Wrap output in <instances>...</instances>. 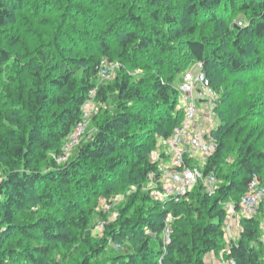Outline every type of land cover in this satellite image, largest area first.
<instances>
[{
  "label": "trees",
  "instance_id": "trees-1",
  "mask_svg": "<svg viewBox=\"0 0 264 264\" xmlns=\"http://www.w3.org/2000/svg\"><path fill=\"white\" fill-rule=\"evenodd\" d=\"M184 1L185 12L192 16H203L210 23L226 18L229 9L239 4L238 9L248 14V23L235 29L228 26L221 33L213 34V37L200 31L197 33L195 25H184L174 34L164 33L166 25L178 24L180 18L175 14L176 9L165 0H148L145 7L149 8V12L144 17L130 12L120 18L106 20L107 29L104 40H101L103 47L100 55L114 60L109 42L112 40V43H118L117 56L123 65L124 62H136L135 51L147 57L151 48H158V55L169 53L174 57L185 49L186 55L194 61L193 67L201 62L202 72L208 74L209 86L221 93L216 108L220 121L213 131L218 145L205 169L215 170L220 179V160L227 158L225 154L232 151L236 152L237 157L235 168L224 175L225 182L218 185L213 193L201 184L178 200L171 197L156 199L148 207L144 202L149 201L150 196H129V208L120 210L122 217L108 222L104 227V237L92 241L87 229L91 210L87 212L69 201L58 188L59 185L70 188L77 184L81 190L96 195L95 185L103 190L102 195H106L112 192V188L105 185L103 178L116 181L115 172L124 170L123 164L129 167L130 182L139 185L140 179L151 175L159 183L162 172L158 164L141 154L144 146L136 140L138 138L132 137L129 127L136 123H151L155 131L168 139L174 129L183 123L184 109H177L181 92L170 81L162 80L159 70H156L157 74L154 73L152 81L142 78L139 84L132 85L131 79L120 69L113 85H100L97 74L101 67V56L97 59L93 53L79 55L75 48L76 54H55V51L62 49L54 45L66 35L61 29L50 32L48 42H53L51 49L49 46L44 48L45 42L36 46L39 23L46 19L41 18L36 23L37 33L26 32L27 25H35V19L25 15L29 18L27 20L22 16L21 23L26 19L27 24L21 25L18 23L20 17L16 19L6 0H0V99L11 105L0 123V165L7 167V173L0 179V264H17L7 261L12 258L26 259L28 264H55L41 259V256L49 254L51 248L43 238L61 240L68 246L75 245L81 238L84 250L78 264H93V259L101 255L108 244L120 248V252L111 256L115 264H158L160 257H163V264H206V254L222 248L227 209L221 203L229 200L238 207L241 195L255 174L264 182L261 177L264 150H259L258 141L253 140L260 125L246 123L247 114L255 116L252 109L245 110L247 98L254 96L247 91V83L233 84V80L227 76L218 79L215 70L219 62L225 61L230 64L228 74L247 72V63L243 62L248 56V38L264 34V0ZM149 15L152 17L150 24L145 21ZM128 19L134 23L132 27H127L121 21ZM186 35L196 36L182 38ZM226 39L231 42L235 53L222 50ZM254 51L258 56V49ZM70 67L76 68L71 70ZM77 69L83 72L81 81H76L73 76ZM182 70L177 67L178 73H182ZM261 85L264 86V81ZM91 91L102 103L109 100L112 92H118L116 110H105L102 116L93 114L96 132L87 141L81 139L74 149L73 158L62 162L55 155L60 152L65 139L82 122L83 105ZM147 97L152 99V104L146 102ZM143 103L149 104V107L145 109ZM49 105L59 110L53 113V122L46 123L43 121L44 110ZM144 111L156 118L146 120L142 115ZM0 115L3 113L0 112ZM136 135L140 140L150 137L145 131L136 132ZM152 139L149 138L148 142ZM129 155L134 158L131 160L132 167L125 164ZM134 173L138 174L137 177L133 176ZM31 193L34 194L29 195ZM36 204L47 207L62 204L63 216L40 215ZM27 211L33 219L19 221L20 214ZM170 216L173 217L170 224L171 243L164 253L163 231ZM71 227L78 228L77 234L70 232ZM260 227V218L243 217L241 238L230 244L228 257L234 258L237 264H262V251L254 245L262 235ZM35 232L43 241H39ZM14 234L33 238L34 245L27 248L9 247Z\"/></svg>",
  "mask_w": 264,
  "mask_h": 264
},
{
  "label": "rangeland",
  "instance_id": "rangeland-1",
  "mask_svg": "<svg viewBox=\"0 0 264 264\" xmlns=\"http://www.w3.org/2000/svg\"><path fill=\"white\" fill-rule=\"evenodd\" d=\"M147 1L148 0H6L7 5L10 7L12 14L16 16V19L17 17H20L18 18V23H21V17H25V15L35 19V25H27L26 32L30 30L37 33L36 26H38V24L36 25V23L40 21L41 18L46 19L40 21V23L38 22L39 34L37 42L35 44L36 46L42 42H45L44 48H46V46H49V48L51 49V44H53V42H48L50 32L52 33L53 30L56 31L61 29L63 31L62 33H65L66 35L62 38L63 40L58 41L57 44L54 45H59L60 49H62L55 51V54H57L58 56H61V53H63V55H69V52H71L72 54H76L74 53L76 51L73 50L75 48V50L79 51V55L81 54L85 56L86 54L93 53L92 55L97 59L101 56L100 53L103 47L101 45V40H104V32L105 29H107L106 20H112L116 17L120 18L122 15H126L128 13L130 14V12L144 17L146 13L148 14L149 12V8L145 7L148 5ZM167 2L171 3L176 9L175 14L176 16H179L180 20L178 24H175L173 26L166 25L163 29L164 33L167 32L169 34H174L177 29L181 28L184 25H195L197 28V33L200 31L206 36L213 37V34L221 33L225 28H228V26L231 27V29H235L237 26H244L248 23V14L246 11L243 12L238 9L239 4L229 9L226 18L220 19L217 22L210 23L205 18H203V16H192L185 12L184 4H186V2L184 0H165V3ZM36 15L41 16L35 17ZM146 17L147 19L145 18V21L150 24L152 21V17L150 15ZM25 18L29 20L28 17ZM26 19L24 20V23H21V25L27 24ZM15 21L17 22V20ZM121 21L127 27L134 24L133 22L130 23L129 19L126 22H123V20ZM59 24L61 26H59ZM195 36L186 35L182 36V38H195ZM109 42L111 43L112 50L114 52V60L109 59L107 56H101V67L97 74V82L100 85H113L115 80L118 78L120 69L122 71H125L128 77L131 79L132 85L139 84V81L142 78H146L149 81H152L154 73L157 74V71L159 70L162 73V80H164L165 82L170 81L172 86L178 88L181 92V86L186 70L192 69L193 72L197 74V76L203 73L202 69H200L199 66L193 67L194 61L189 58L188 55H186L185 49L180 52V55L175 57L169 53H165V55L156 54L158 48H151V53L147 57L144 54L142 55V53L139 51H137L136 54L135 51L133 55L136 62L134 64L124 62L123 65L119 60L120 58H118L117 56V53L119 51L118 43H112V40ZM248 42V56H245L243 62L244 64L247 63V72H244V74L240 75L228 74L230 64L225 61L219 62L215 71H217L218 79H220L222 76H227L231 80H233V84L245 85L247 83V91L253 93L254 96H250L249 98H247L248 103L245 110L252 109V111H254L256 114L254 113L255 116L247 114L246 123L252 126L260 125L259 128L261 129H259L257 126V130L254 133L255 136L253 140L258 141L257 146L259 150H264V86L261 85L264 81V67L261 68L262 65L264 66V34H261V36L251 35L248 38ZM255 49H258V56L257 54H255ZM222 50L235 53L234 49L231 46V42L227 39L223 42ZM52 51H54V49ZM52 51L50 50L49 52ZM177 67L183 68L182 73H178ZM75 68L76 67H70L69 69L74 70ZM73 76L76 81H81L83 78V72L77 69L76 71H74ZM197 84L199 85V88L203 85L201 79ZM220 94L221 93L217 91V97L219 101L221 99ZM117 95L118 92H112L109 100L106 103H102L98 101L96 93H94V91H91L87 96V100L83 105V108L87 109L88 106H92V115L96 114L102 116L105 110L115 112V102L117 99ZM145 100L147 103L152 104V99L150 97H147ZM5 102L6 100H3L2 98L0 99V112L3 113V115H0V123L3 122L2 116L7 115L11 107L10 104H5ZM142 106H144L146 109V107H149V104L143 103ZM178 108L179 107L177 106V109ZM45 109L46 110H44L43 121L46 123L53 122V113L59 110V108L53 105H49L46 106ZM92 115L90 120L88 121L87 131L82 138L83 141H87L88 137L96 132L97 128L94 120L92 119ZM142 115L145 116L143 118H146V120L156 118L155 116H153V114H149V112L147 111H144ZM215 118L217 119L216 122L219 124L220 120L217 118V115L215 116ZM129 131L131 134H133L132 137L134 139L138 138L136 140H139L140 144L144 146V149L140 151L141 154L148 158L152 163L156 162L161 172L164 173L166 168L169 167V164L171 163V153L168 152L169 141L171 137H169L168 139L163 137L160 132L155 131L154 125L151 123L146 125L136 123L135 125L129 127ZM144 131L148 133V135L150 136H148L149 138L153 137L152 141L148 142L149 138L146 140H140V137L136 135V132ZM67 141L68 140L65 139V141L61 144L60 152L55 155L57 158L60 157L59 155L61 153H63L64 148L68 144ZM75 148L76 146H73L71 149L66 151L68 160L73 158ZM226 155H228L227 158L224 159L222 157L220 160V179L218 180V185H221L225 182L224 175L226 173H231L233 168H235L234 166L237 161L235 151H232V153H227L225 154V156ZM128 159L129 160L127 161L129 162L127 163L126 161L125 164L132 167L133 162L131 160H133L134 158H131V156L129 155ZM202 162L203 161L201 160L200 166ZM261 166V177L264 181V163H262ZM123 167H125L124 170L121 169L120 171L115 172L117 178L116 181L103 178V182L105 183V185L112 188V192L106 195H102L101 192L103 190H100L99 187L95 185H93V187H95L94 189L95 191H97L96 195H94L93 192L87 193L86 191L81 190V188H79L77 184L70 188L61 185H59L58 187L61 191H63L67 199L69 201H72L73 204H76L81 209H85L87 212L91 210L90 213H88L89 227L87 229L90 230L89 232L92 241L100 240L104 237V227L108 222H114L118 218L122 217L120 216V210L122 208H129V196L133 195L136 197L143 194L150 196V200L144 202V205H147V207L154 204L152 200L159 199L160 197L159 195L162 190V183L155 182L153 176L148 175L147 178L140 179L141 183L139 185L134 184L130 182L131 180L128 176L130 175L129 167L124 166V164ZM6 173L7 167L4 164L2 166L0 165V179L3 178ZM103 174L104 173H102V175ZM137 175L138 174L136 173L133 174L134 177H137ZM47 184L53 186L52 183L47 182ZM33 194L34 193H31L29 195ZM230 204L231 201L229 200L221 203V205L226 209L229 208ZM36 205V210L40 212V215L44 214L46 216L49 215L55 217L63 216L64 210L63 207H61L62 204H58V206L55 207H47L43 204ZM28 219H33V216L30 215L28 211L26 213L22 212L20 214L19 221L27 222ZM260 230L262 231V235L260 236L259 241L254 243V245L262 251L261 262L262 264H264V222L261 223ZM70 232L75 235L78 232V228L71 227ZM83 234H85V232ZM35 235L36 237H39V241L42 240V237L38 232H35ZM241 235L242 232L238 233L236 238L232 241H230L229 237H226L228 240L224 238L225 240L223 241L224 245L222 246V248L206 254L207 257H210V253L213 255V257L208 261L207 264H220L223 262V260L229 258L228 253L231 249V242H238V240L241 238ZM43 240L46 241V243L51 247L49 249L48 255H45L44 257L41 256V259L44 262L51 261L55 264H78L79 260L83 257L82 251L84 250V245L81 238H79L73 246H68L61 240H48L45 238H43ZM54 244H56V246L52 248ZM32 245H34L33 238L23 237L19 234L12 235L10 242L8 243L9 247L17 246L21 248H27L32 247ZM119 249L120 248L118 247H113L112 244H108L107 247L103 250L104 252L93 259V264H115L111 260V256L120 252ZM7 261H9V263L16 262L17 264H28V261L26 259L20 258H12Z\"/></svg>",
  "mask_w": 264,
  "mask_h": 264
},
{
  "label": "built area",
  "instance_id": "built-area-1",
  "mask_svg": "<svg viewBox=\"0 0 264 264\" xmlns=\"http://www.w3.org/2000/svg\"><path fill=\"white\" fill-rule=\"evenodd\" d=\"M202 65L201 62H198L196 66L202 69ZM199 81L200 75L197 76L193 70L186 72L177 103L178 107L184 109L183 123L177 126L170 136L168 152L171 153V163L162 173L160 179L162 190L159 199L171 197L178 200L201 184L211 193L218 188L219 178L215 170L206 171L205 169L207 161L216 152L218 145L217 138L213 135L217 126L215 118L218 106L217 90L204 85L199 88L197 84ZM92 111V106L84 109L82 122L68 136V144L63 153L59 155L60 161L65 162L68 159L66 151L81 142L87 131ZM201 160L203 162L200 166ZM240 199L238 207L234 203L227 209L225 231L229 233L228 237L231 238V241L233 239L230 229L238 217L236 215L237 208L242 217H258L261 219V223L264 222V182L258 175L255 174L251 178L247 190ZM172 220L173 217L170 216L163 231L164 253L167 251L166 247L171 243L172 228L170 224ZM162 259L163 257L159 258L158 264H163ZM220 264L237 263L234 258H227Z\"/></svg>",
  "mask_w": 264,
  "mask_h": 264
},
{
  "label": "crops",
  "instance_id": "crops-1",
  "mask_svg": "<svg viewBox=\"0 0 264 264\" xmlns=\"http://www.w3.org/2000/svg\"><path fill=\"white\" fill-rule=\"evenodd\" d=\"M232 204H234L233 202H231V204L229 205V207L232 205ZM237 214V218L234 220V223H233V225H231V229H230V231H232L231 232V237H232V239H235L236 238V236H237V234L238 233H240V232H242L243 230H242V219H243V217H242V215H240V212L238 211V208H237V212H236ZM225 225H226V222H225V220H224V225H223V229H224V231H225ZM241 229V230H240ZM227 235V236H226ZM229 236V233L227 232V231H225V239L226 240H228L226 237H228ZM229 239H231L230 237H229ZM231 241V240H230ZM232 243V242H231ZM213 257V255L210 253V257H207V256H205V262H206V264L208 263V261L211 259Z\"/></svg>",
  "mask_w": 264,
  "mask_h": 264
},
{
  "label": "water",
  "instance_id": "water-1",
  "mask_svg": "<svg viewBox=\"0 0 264 264\" xmlns=\"http://www.w3.org/2000/svg\"><path fill=\"white\" fill-rule=\"evenodd\" d=\"M200 79L203 83L204 86L208 87L209 86V78H208V74L207 72H203L201 75H200Z\"/></svg>",
  "mask_w": 264,
  "mask_h": 264
}]
</instances>
